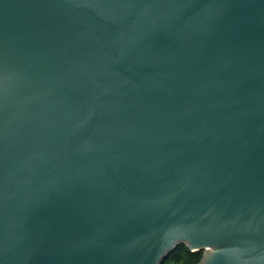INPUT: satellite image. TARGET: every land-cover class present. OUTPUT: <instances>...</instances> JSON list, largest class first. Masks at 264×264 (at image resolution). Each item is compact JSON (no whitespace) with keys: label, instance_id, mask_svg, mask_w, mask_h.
Returning a JSON list of instances; mask_svg holds the SVG:
<instances>
[{"label":"water","instance_id":"95a60500","mask_svg":"<svg viewBox=\"0 0 264 264\" xmlns=\"http://www.w3.org/2000/svg\"><path fill=\"white\" fill-rule=\"evenodd\" d=\"M264 264V0H0V264Z\"/></svg>","mask_w":264,"mask_h":264},{"label":"rangeland","instance_id":"374dc122","mask_svg":"<svg viewBox=\"0 0 264 264\" xmlns=\"http://www.w3.org/2000/svg\"><path fill=\"white\" fill-rule=\"evenodd\" d=\"M187 255L185 254L184 248H179L175 251V253L164 260L162 264H183V261ZM191 260V259H190ZM199 257L193 259L190 263H196L198 262ZM188 264V262H186Z\"/></svg>","mask_w":264,"mask_h":264},{"label":"flooded vegetation","instance_id":"af4514ba","mask_svg":"<svg viewBox=\"0 0 264 264\" xmlns=\"http://www.w3.org/2000/svg\"><path fill=\"white\" fill-rule=\"evenodd\" d=\"M182 248H184L185 251H188L190 253L189 256H186L185 257V259L183 261V264H186V262H188V264H199L200 263L201 258H202V254H203V251L202 250L201 251H195V250L193 251V250H190V248L186 244H183L182 245ZM196 255H198V257H199L198 262H196V263H190L192 261V259H193L192 257H194Z\"/></svg>","mask_w":264,"mask_h":264},{"label":"trees","instance_id":"16d2710c","mask_svg":"<svg viewBox=\"0 0 264 264\" xmlns=\"http://www.w3.org/2000/svg\"><path fill=\"white\" fill-rule=\"evenodd\" d=\"M180 247L182 248V245H180V246L177 247L174 251H172V252L168 255V257L172 256V255L175 253V251L178 250ZM184 250H185V249H184ZM185 254H186L187 256H189L190 253H189L188 251H185ZM168 257H167V258H168ZM197 257H198V255H196V256H194V257H192V258L195 259V258H197ZM167 258H166V259H167ZM193 259H192V261H193ZM163 262H164V261H163ZM163 262H162V263H163Z\"/></svg>","mask_w":264,"mask_h":264}]
</instances>
